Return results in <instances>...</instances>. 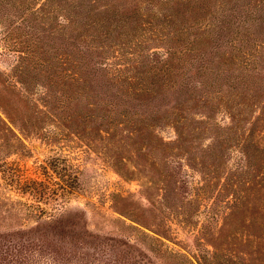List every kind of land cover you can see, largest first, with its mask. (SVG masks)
I'll return each instance as SVG.
<instances>
[{
	"label": "trees",
	"instance_id": "16d2710c",
	"mask_svg": "<svg viewBox=\"0 0 264 264\" xmlns=\"http://www.w3.org/2000/svg\"><path fill=\"white\" fill-rule=\"evenodd\" d=\"M0 25V154L50 120L89 147L105 140L120 170L122 149L189 151L204 135L223 147L215 112L238 137L264 108V0H0ZM250 136L243 165L263 159ZM34 244L0 234V264H28Z\"/></svg>",
	"mask_w": 264,
	"mask_h": 264
},
{
	"label": "rangeland",
	"instance_id": "374dc122",
	"mask_svg": "<svg viewBox=\"0 0 264 264\" xmlns=\"http://www.w3.org/2000/svg\"><path fill=\"white\" fill-rule=\"evenodd\" d=\"M5 51L0 44L7 69ZM260 104L238 137L228 113H214L223 147L204 135L189 151L122 149L120 170L105 140L89 147L46 120L40 134H21L15 151L0 154V234L37 243L25 248L28 264H264ZM248 130L259 164L243 165ZM157 133L176 141L172 126ZM213 141L221 164H211Z\"/></svg>",
	"mask_w": 264,
	"mask_h": 264
}]
</instances>
